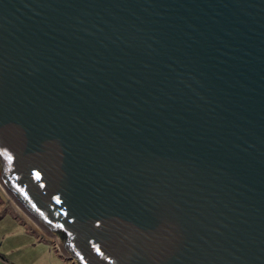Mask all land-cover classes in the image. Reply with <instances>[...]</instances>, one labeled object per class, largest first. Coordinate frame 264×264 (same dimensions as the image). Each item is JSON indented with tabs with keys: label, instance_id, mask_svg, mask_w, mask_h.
I'll return each instance as SVG.
<instances>
[{
	"label": "water",
	"instance_id": "1",
	"mask_svg": "<svg viewBox=\"0 0 264 264\" xmlns=\"http://www.w3.org/2000/svg\"><path fill=\"white\" fill-rule=\"evenodd\" d=\"M0 184L73 264H264V0H0Z\"/></svg>",
	"mask_w": 264,
	"mask_h": 264
},
{
	"label": "crops",
	"instance_id": "2",
	"mask_svg": "<svg viewBox=\"0 0 264 264\" xmlns=\"http://www.w3.org/2000/svg\"><path fill=\"white\" fill-rule=\"evenodd\" d=\"M0 214V223L5 218L11 221L7 230L0 224V264H73L60 254L53 240L40 235L19 216L10 210Z\"/></svg>",
	"mask_w": 264,
	"mask_h": 264
},
{
	"label": "rangeland",
	"instance_id": "3",
	"mask_svg": "<svg viewBox=\"0 0 264 264\" xmlns=\"http://www.w3.org/2000/svg\"><path fill=\"white\" fill-rule=\"evenodd\" d=\"M0 190H2L1 188H0ZM2 193L4 194V196L8 199L7 200V202L6 203H2V200L0 199V213L1 212H4V211H8V210H10L14 215H17V216H21L20 218L24 221H26V222H28V225L30 226V227H32L35 231H37L38 233H40V235H42L43 237H45V238H47V239H50V240H52L51 238H49L45 233H43L41 230L39 231L31 222H29L26 218H24L22 215H20L19 214V212L15 209V207L13 206V203H12V198H10L9 197V195L8 194H6V192L4 191V189L2 190ZM12 199V200H11ZM22 210V209H21ZM7 219H9V218H5V219H3V221L0 223L1 224V226H2V228L4 229V230H7V228H9V223H11V221L10 220H7ZM29 227V229H31L32 230V228H30ZM31 230H29V231H31ZM41 236V237H42ZM14 237H16V236H14ZM55 239H53L54 240V242H55V244L57 245V248L58 249H60V245H59V243H58V240H57V238L56 237H54ZM4 248V247H3Z\"/></svg>",
	"mask_w": 264,
	"mask_h": 264
},
{
	"label": "bare ground",
	"instance_id": "4",
	"mask_svg": "<svg viewBox=\"0 0 264 264\" xmlns=\"http://www.w3.org/2000/svg\"><path fill=\"white\" fill-rule=\"evenodd\" d=\"M0 188L2 190L4 189L1 184H0ZM12 203H13V206L15 207V209L19 212V214L22 215L24 218H26L29 222H31L39 231L41 230L43 233H45L52 240L55 239L52 235H50V234L46 233L45 231H43L23 210H21V208L17 205V203H15L13 200H12Z\"/></svg>",
	"mask_w": 264,
	"mask_h": 264
},
{
	"label": "trees",
	"instance_id": "5",
	"mask_svg": "<svg viewBox=\"0 0 264 264\" xmlns=\"http://www.w3.org/2000/svg\"><path fill=\"white\" fill-rule=\"evenodd\" d=\"M0 217H1V214H0Z\"/></svg>",
	"mask_w": 264,
	"mask_h": 264
}]
</instances>
